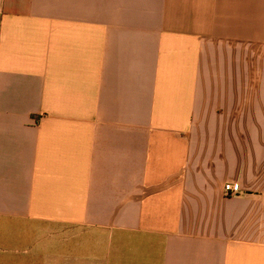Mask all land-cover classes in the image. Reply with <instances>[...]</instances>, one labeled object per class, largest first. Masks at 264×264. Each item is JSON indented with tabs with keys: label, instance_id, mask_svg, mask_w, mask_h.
Masks as SVG:
<instances>
[{
	"label": "crops",
	"instance_id": "crops-1",
	"mask_svg": "<svg viewBox=\"0 0 264 264\" xmlns=\"http://www.w3.org/2000/svg\"><path fill=\"white\" fill-rule=\"evenodd\" d=\"M0 264H264V0H0Z\"/></svg>",
	"mask_w": 264,
	"mask_h": 264
},
{
	"label": "built area",
	"instance_id": "built-area-1",
	"mask_svg": "<svg viewBox=\"0 0 264 264\" xmlns=\"http://www.w3.org/2000/svg\"><path fill=\"white\" fill-rule=\"evenodd\" d=\"M226 193L228 195H232L233 194V184L228 183L225 187Z\"/></svg>",
	"mask_w": 264,
	"mask_h": 264
}]
</instances>
